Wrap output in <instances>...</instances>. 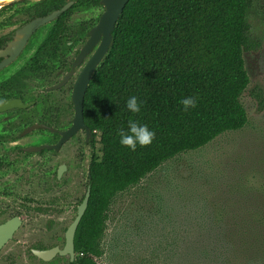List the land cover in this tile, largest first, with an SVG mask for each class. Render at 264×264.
<instances>
[{"label": "trees", "instance_id": "obj_1", "mask_svg": "<svg viewBox=\"0 0 264 264\" xmlns=\"http://www.w3.org/2000/svg\"><path fill=\"white\" fill-rule=\"evenodd\" d=\"M254 9L253 0L128 2L85 95V122L99 136L101 157L91 165V195L75 235L73 264H96L119 193L169 160L247 126L244 54L261 46L248 20ZM251 94L263 111L264 90ZM262 196L263 204L245 208L244 217L254 223L243 225L253 235L231 236V252L215 255L212 264L264 263ZM225 218L218 212L217 229L241 228Z\"/></svg>", "mask_w": 264, "mask_h": 264}, {"label": "rangeland", "instance_id": "obj_2", "mask_svg": "<svg viewBox=\"0 0 264 264\" xmlns=\"http://www.w3.org/2000/svg\"><path fill=\"white\" fill-rule=\"evenodd\" d=\"M253 1L255 9L248 20L251 35L261 46L244 54L250 78L241 98L248 113L247 126L218 137L202 149L169 160L139 184L119 193L108 211L100 241L102 254L94 258L96 264H212L215 255L227 256L231 252V236L253 235L243 223H254L244 217L245 208L253 211L263 204L264 110H259L251 92L256 88L264 90V0ZM14 12L16 2L1 8L0 26L16 25ZM101 13L102 7L77 12L72 24L95 21ZM95 153L101 157L98 143ZM33 162L21 159L16 179L10 178L12 169L0 172V220L14 213L23 219L14 241L0 253V264L15 258L16 264H42L30 256L29 248L38 244L62 245L59 234L73 222L85 195L82 184L87 181L86 158L71 161L78 182L66 190L65 185L74 180L68 178L58 194L53 192L51 183L39 176L43 173L38 167L40 162ZM33 169L39 172L35 178ZM222 210L226 223L237 221L241 228L217 229L216 216ZM50 221L55 225L53 230ZM50 264H67V259ZM233 264L247 263L241 259Z\"/></svg>", "mask_w": 264, "mask_h": 264}, {"label": "flooded vegetation", "instance_id": "obj_3", "mask_svg": "<svg viewBox=\"0 0 264 264\" xmlns=\"http://www.w3.org/2000/svg\"><path fill=\"white\" fill-rule=\"evenodd\" d=\"M68 4L71 6L55 19L29 29L32 23L46 19ZM100 7L104 13L102 0H19L16 1L14 12L16 25L0 26V106L16 103L15 107L0 111V172L12 169L9 172L10 178L16 179V169L21 159H32L34 165L39 161L38 167L43 171L39 176L43 181L51 183L54 193H59L64 190L68 178L74 180L65 185L66 190L78 182L74 176L77 170L71 161L80 162L86 158L87 181L82 184L85 195L73 222L89 190L91 195L90 169L93 161L99 158L95 153L99 142L97 132L89 128L85 117L84 127H79L66 141L64 138L75 126L77 110L73 98L76 83L101 40L81 62L79 56L103 13L95 21L72 23L75 13ZM14 42L16 49L11 48ZM3 64L6 65L1 67ZM31 172L33 178L39 173L34 169ZM2 215L3 211L0 210V218ZM16 218L20 219L21 224L0 249V253L14 241L23 226V219L22 215L14 213L0 220L1 227L11 222L16 224ZM73 222L62 235L59 234L62 245L38 244L29 248L30 256L42 264L63 258L67 259V264H73L77 258L75 248L74 257L70 253L61 254ZM49 227L51 230L55 228L53 221H50ZM10 249L16 250L12 247ZM56 249L49 259L35 253ZM5 264H16V258L7 260Z\"/></svg>", "mask_w": 264, "mask_h": 264}, {"label": "water", "instance_id": "obj_4", "mask_svg": "<svg viewBox=\"0 0 264 264\" xmlns=\"http://www.w3.org/2000/svg\"><path fill=\"white\" fill-rule=\"evenodd\" d=\"M19 1V0H16ZM130 0H102V4L105 7V12L102 14L98 25L91 31V39L88 41L87 45L81 52L79 56V61L83 60L93 49L94 46L101 40L99 47L93 54L92 58L89 62L84 66L78 81L76 83L75 92H74V103L76 105L77 115L75 119L74 128L68 132L65 136L64 141H66L79 127H84V102L85 95L88 90V87L91 83V80L100 67L101 63L104 61L107 53L111 49L113 45V32L115 30L116 24L118 23L122 13L124 12L125 7L127 6ZM71 4L66 5L61 11L54 12L52 15L47 17L44 20L36 21L29 26V29H35L37 25H40L44 22H49L59 16L61 13L66 11ZM12 49H16V42L11 45ZM80 61V62H81ZM6 64L1 65L3 67ZM16 106V103H8L6 105L0 106V111H6ZM90 199V190L87 192L86 197L79 207L78 216L73 224L69 227L67 236H66V246L64 251H61V254L70 253L72 257H74V248H75V234L77 228L83 218ZM11 222L6 225L0 227V249L12 238L13 233L21 224L19 218H16V224ZM56 250L48 251V252H39L35 253L44 258L49 259L51 256L55 254Z\"/></svg>", "mask_w": 264, "mask_h": 264}, {"label": "bare ground", "instance_id": "obj_5", "mask_svg": "<svg viewBox=\"0 0 264 264\" xmlns=\"http://www.w3.org/2000/svg\"><path fill=\"white\" fill-rule=\"evenodd\" d=\"M16 0H0V9L3 8L4 6H9L10 4L15 3Z\"/></svg>", "mask_w": 264, "mask_h": 264}]
</instances>
